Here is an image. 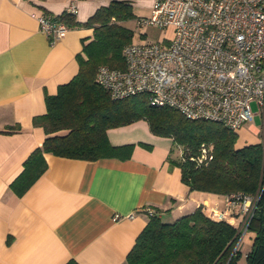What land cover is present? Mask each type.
I'll use <instances>...</instances> for the list:
<instances>
[{
	"label": "crops",
	"instance_id": "obj_1",
	"mask_svg": "<svg viewBox=\"0 0 264 264\" xmlns=\"http://www.w3.org/2000/svg\"><path fill=\"white\" fill-rule=\"evenodd\" d=\"M154 1L131 0L134 15H148ZM108 3L0 0V264H66L71 259L125 264L148 220L147 207L166 222L199 206L204 212L227 210L237 227L244 220L239 203L228 205L226 195L190 190L169 154L139 145L124 159L45 153L47 168L36 181L20 196L10 189L23 161L46 136L33 117L46 112L45 95L55 94L77 73L76 57L93 37L86 21ZM71 5L77 24L50 42L37 16H57ZM257 129H240L238 144L257 142ZM244 131L254 138H245Z\"/></svg>",
	"mask_w": 264,
	"mask_h": 264
},
{
	"label": "trees",
	"instance_id": "obj_2",
	"mask_svg": "<svg viewBox=\"0 0 264 264\" xmlns=\"http://www.w3.org/2000/svg\"><path fill=\"white\" fill-rule=\"evenodd\" d=\"M49 15V14H48ZM74 13L65 11L54 19L75 25ZM51 16V15H50ZM137 17L131 0H109L86 21L93 37L77 55L78 71L55 94L45 95L46 112L32 122L45 133L40 146L23 161L22 171L10 189L22 195L46 170L45 153L95 160L103 157L128 158L135 145L151 149L148 143L114 145L108 140L112 127L146 120L150 130L170 136L181 146L179 159L171 158L181 171V180L190 190L222 195L259 197L247 229L252 244L245 255L247 264H264V155L259 142L238 144L239 134L223 124L189 119L167 106L149 103L146 94L113 98L95 81L102 65L122 68V48L133 39L134 31L126 21ZM212 158L197 164L201 146ZM238 227L227 220L209 217L201 206L171 222L161 220L154 211L125 257V264H238L241 255L235 248ZM245 230V231H246ZM66 264H78L71 259Z\"/></svg>",
	"mask_w": 264,
	"mask_h": 264
},
{
	"label": "built area",
	"instance_id": "obj_3",
	"mask_svg": "<svg viewBox=\"0 0 264 264\" xmlns=\"http://www.w3.org/2000/svg\"><path fill=\"white\" fill-rule=\"evenodd\" d=\"M69 12H75L73 5ZM37 21L50 42L68 29L48 14L38 15ZM136 23L140 31L121 51L124 66L100 65L96 83L113 98L146 94L152 105L237 132L259 114L261 124L254 134L264 155V0H155L148 16L137 17ZM148 25L170 29V36L144 40L142 29ZM211 158L210 149L202 145L195 161ZM258 197V192L226 196L228 205L239 203L244 213L235 248ZM146 211L153 213L150 207ZM205 213L232 222L227 210L210 208Z\"/></svg>",
	"mask_w": 264,
	"mask_h": 264
},
{
	"label": "rangeland",
	"instance_id": "obj_4",
	"mask_svg": "<svg viewBox=\"0 0 264 264\" xmlns=\"http://www.w3.org/2000/svg\"><path fill=\"white\" fill-rule=\"evenodd\" d=\"M125 24L131 27L134 32L140 31L139 26L134 20L126 21ZM142 30L146 32V35H143L142 39L150 41V42L158 41L161 39L162 36H168V37L170 36V29L163 30V29L157 28L154 25H148L147 27H144ZM252 107H253V110L256 109V106L254 104H252ZM260 124H261V120L258 114L254 117L251 123L245 124L243 128L247 129L248 125H255L256 127H259ZM244 133L246 134L245 138H248V139L254 138V136L251 134H248L247 131H244ZM108 136L110 140L116 141V142L133 141L136 144H139V142L148 143L151 145V148L153 147V149H155L157 153H163L165 155L169 154L170 158H173V159H179L182 154L181 146H179L172 139V137L160 136V135L153 133L150 130L148 123L144 119H140L131 124L112 127L111 129L109 128ZM255 136L257 137V135ZM238 207H239L240 212L244 214L243 208L241 207V205H238ZM251 235H252V232L250 230H246L243 233V235H241L240 237L238 247L241 248L242 254L238 258V264H247L246 259H245V253L251 248V244H252Z\"/></svg>",
	"mask_w": 264,
	"mask_h": 264
}]
</instances>
